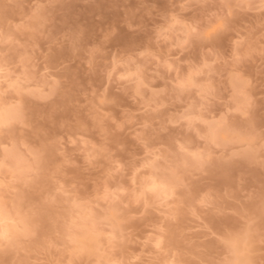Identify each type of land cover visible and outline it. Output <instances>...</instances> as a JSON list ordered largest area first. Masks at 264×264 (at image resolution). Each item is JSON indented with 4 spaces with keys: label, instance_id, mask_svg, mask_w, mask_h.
<instances>
[{
    "label": "rangeland",
    "instance_id": "374dc122",
    "mask_svg": "<svg viewBox=\"0 0 264 264\" xmlns=\"http://www.w3.org/2000/svg\"><path fill=\"white\" fill-rule=\"evenodd\" d=\"M0 106V264H264V0H0Z\"/></svg>",
    "mask_w": 264,
    "mask_h": 264
},
{
    "label": "bare ground",
    "instance_id": "6f19581e",
    "mask_svg": "<svg viewBox=\"0 0 264 264\" xmlns=\"http://www.w3.org/2000/svg\"><path fill=\"white\" fill-rule=\"evenodd\" d=\"M11 86L12 85H10V87ZM1 107L2 106H0V124L1 123L4 124L5 122H7L11 118H13L16 113H18V112L15 113V111L10 110V109L7 110L8 107L6 108V110H3L2 108H4V107H2V108ZM223 133L221 134L222 139L225 136V134H223ZM226 135H227V133H226ZM145 182L146 183L144 184V188L148 189V191H150V194L154 193V194H157L159 196H160V194L167 196L168 195L167 192L171 189V184L174 183V180L172 178H170V180H168L165 178L162 179V178H159L157 176H155V177L153 176L151 178V180L145 181ZM169 195H170V193H169ZM154 197H155V195H154ZM7 211H9V210H7ZM9 214L10 213L6 212V210H3L2 206H0V238H2V239H7L9 237L10 238L11 237H13V238L17 237L16 229H18L19 225L26 227V228H24V230L27 228L29 229V226H30L29 222L32 225L31 221L28 222V220L22 219L23 217L22 218L20 217L16 221V219L14 220L12 217H10L11 215H9ZM107 216H108L107 220H108V222H110L112 224V226H115V227L119 226V223L117 221V217L111 209L107 213ZM10 222H12V223H10ZM84 225L90 226L91 229L89 231L85 230L83 232H80V230H79V232L72 233V235L70 237L72 238L74 246L76 249H78V250H80L86 254L95 253L98 250V245H99V242L101 241V232L98 228H96V223H94L93 220H89L88 222H85ZM78 229L79 228H77V230ZM238 237L237 238L233 237L232 244L234 242L235 246H234V250H231V251H233L234 253H233V258L231 260L229 259L230 262L228 264H251V257L249 256L248 249H247V247L251 246V245H249L251 243L247 242L248 244L241 246L240 243L244 240H247V239H241ZM240 237H242V236L240 235ZM157 243H159V240L157 241ZM231 247H232V245H231ZM232 249H233V247H232ZM249 250H250V247H249ZM167 264H179V263L177 261H171L170 260V262L168 261Z\"/></svg>",
    "mask_w": 264,
    "mask_h": 264
}]
</instances>
